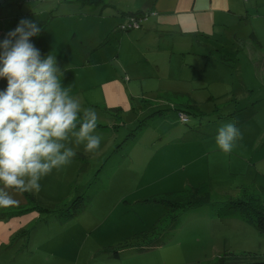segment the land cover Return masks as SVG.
Masks as SVG:
<instances>
[{
	"label": "rangeland",
	"instance_id": "obj_1",
	"mask_svg": "<svg viewBox=\"0 0 264 264\" xmlns=\"http://www.w3.org/2000/svg\"><path fill=\"white\" fill-rule=\"evenodd\" d=\"M163 1L0 0V17L25 15L42 41L30 47L45 63L40 81L52 76L27 131L9 134L10 124L0 139V207L19 201L0 210V264L264 259V233L226 205L255 195L264 207V53L243 39L256 19L228 0H173L161 12ZM131 11L144 15L140 30L122 32ZM112 77L123 82L120 102L104 96ZM250 108L253 117L214 135L224 115ZM79 196L89 197L63 219ZM164 200L208 204L176 210L180 227L152 247L172 215ZM130 246L134 255L110 256Z\"/></svg>",
	"mask_w": 264,
	"mask_h": 264
},
{
	"label": "crops",
	"instance_id": "obj_2",
	"mask_svg": "<svg viewBox=\"0 0 264 264\" xmlns=\"http://www.w3.org/2000/svg\"><path fill=\"white\" fill-rule=\"evenodd\" d=\"M163 3L164 6H161V9H163L160 10L161 12H165V9L170 11L178 7V4L173 0H164ZM228 6L233 11L239 10L247 15L251 14L256 19V21L252 22L256 28L251 27V31L247 33L246 38H243V35L241 37L247 42L252 35L256 41L254 42V40L250 39V42L257 45L252 50L264 53V48L258 45V42L264 40V0H228ZM133 13L136 12L131 11L129 15ZM137 13L142 12L138 11ZM122 15L126 17L128 14L122 13ZM22 20L25 22V15L14 14L0 17V139H4V136L7 135L6 132H8L10 124L9 134L11 130H20L22 133L27 131V129L23 130L24 122L30 117L37 116L38 109L35 108L40 104L44 105L46 103V97L40 93V90L42 87L47 86L48 83H52V76L48 80L40 81L47 73L45 67H43L45 63L42 60L40 63L39 52L34 57H31L30 47L34 46V44L40 47L42 41L34 37V32L30 33V27L21 24ZM258 48H261V50L259 51ZM55 65V61L50 64L48 68L50 73L56 71ZM33 71H35V75L31 78ZM109 81L103 87L105 88L104 96H111L120 102L121 99L125 98V90L122 87L123 82L114 77ZM55 99L54 97L53 100ZM49 100L50 98L47 101ZM37 126H40V123H36L30 128ZM1 182V189L6 191L8 186ZM15 203L8 204L6 207L2 206L0 210L18 209L15 207ZM134 254L135 252L121 254L119 259H125ZM151 264H181V260L166 262L165 259L160 258L155 259Z\"/></svg>",
	"mask_w": 264,
	"mask_h": 264
},
{
	"label": "trees",
	"instance_id": "obj_3",
	"mask_svg": "<svg viewBox=\"0 0 264 264\" xmlns=\"http://www.w3.org/2000/svg\"><path fill=\"white\" fill-rule=\"evenodd\" d=\"M138 14H140V13H133L130 15L136 16ZM127 16H129V15H127ZM251 37H253V36L251 35ZM255 41L256 40L254 38V42ZM258 108H261V107L258 106ZM114 109H116V108H114ZM177 112L180 115L181 113H184L185 111L178 109ZM238 113H241V110H236L233 113H230L228 115H224V116H228L227 125H225V127L222 126L223 129H221V130L214 131V135L218 134V133L227 132V131L241 125L246 119L248 120L251 117H253L256 113V110H252V108H250L249 112H247V114L242 118H240V116H236ZM186 119H187L186 121H181V122L183 124L188 123L189 117L187 116ZM219 120H221V119L219 118ZM224 121L225 120H223L222 122H224ZM84 128H86V125H84ZM64 129L67 130V128H64ZM87 129H94V130H101L102 129L103 130L104 127L101 128L95 124H92L91 122H88ZM86 197L87 198L79 196V197H77V199H74L70 203L72 205L67 210L66 213L60 212L61 217L63 219H68V220L71 219L72 217H74L76 215L74 210L77 208V204H79L80 201L87 202V199L89 196H86ZM161 202L167 206H170V213H172V215L170 216V219H168V218L164 219L165 216L162 217V219H164V220H162L160 224L163 225V223H166L163 230L161 231V232H163V236H160L158 234L157 237L154 239V241L151 242L152 247H160L162 244H165V242L168 241L172 237V235L175 233V231L180 227V223H179L178 219L176 218V215L173 214L176 210H178V209L190 210L193 208L201 207L202 205H204V203L208 204L207 200H204L203 204L202 203L200 204L197 202L196 203L189 202V203L184 204V205H181V204H172L171 205L169 202H166L165 200L161 201ZM262 203H263V201L260 200V197L252 195L248 199H246L245 201H232L231 200L226 205H228V212L229 213H231V212L237 213L247 220L252 219L255 222V225L258 227L259 231L261 233H264V207L261 206ZM56 209L57 208L50 210V208H49L48 210L51 213L52 212L55 213ZM56 211L58 212V211H60V209L58 208ZM167 211H168V209H167ZM168 212H167V214H168ZM73 214H75V215H73ZM215 215H218V214H215ZM251 216H252V218H251ZM191 218H192V215L187 217L186 222H188ZM146 236H149V234ZM125 246H128V245H125ZM126 248L127 249L125 250V254L138 251L135 246H130V247H126ZM110 256H112V257L114 256V257L119 258L121 256V252H112L110 254ZM242 257H244V260H250V261L242 262V260H240ZM242 257L241 256L238 257V256H235L233 254H227V255L225 254L224 257L220 258V264H264V259L263 260H256V256H254V257L242 256Z\"/></svg>",
	"mask_w": 264,
	"mask_h": 264
},
{
	"label": "built area",
	"instance_id": "obj_4",
	"mask_svg": "<svg viewBox=\"0 0 264 264\" xmlns=\"http://www.w3.org/2000/svg\"><path fill=\"white\" fill-rule=\"evenodd\" d=\"M139 28V24L137 22L136 19L134 18H129L128 22L126 23V25L123 26V31H129V30H136ZM181 116V114H180ZM181 121H185L181 118Z\"/></svg>",
	"mask_w": 264,
	"mask_h": 264
},
{
	"label": "clouds",
	"instance_id": "obj_5",
	"mask_svg": "<svg viewBox=\"0 0 264 264\" xmlns=\"http://www.w3.org/2000/svg\"><path fill=\"white\" fill-rule=\"evenodd\" d=\"M129 18H134V19H136L137 20V22L139 23V21H140V19H142V18H144V15L143 14H138V15H136V16H133V15H129L128 16V19H127V22H128V20H129ZM138 30H140V25H139V28L138 29H136V31H138ZM130 31H134V30H129V31H122V32H130Z\"/></svg>",
	"mask_w": 264,
	"mask_h": 264
}]
</instances>
